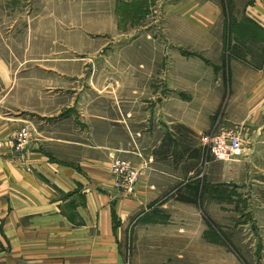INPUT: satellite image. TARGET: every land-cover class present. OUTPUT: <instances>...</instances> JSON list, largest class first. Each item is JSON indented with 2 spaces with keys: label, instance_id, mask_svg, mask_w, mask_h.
Listing matches in <instances>:
<instances>
[{
  "label": "crops",
  "instance_id": "0c3cea01",
  "mask_svg": "<svg viewBox=\"0 0 264 264\" xmlns=\"http://www.w3.org/2000/svg\"><path fill=\"white\" fill-rule=\"evenodd\" d=\"M144 1L107 0V48L123 35L117 20L131 18L134 11L142 16ZM233 1L245 4L244 19L264 32V0ZM151 3L156 14L166 9L169 18H186L176 10L179 0ZM222 3L205 0L198 14L207 24L217 23ZM169 47L174 59L166 60V70L157 60L118 66L107 60V74L94 69L85 77L59 76L55 107L48 104V94L32 95L29 88L24 111L17 113L23 119L0 113V264H125L132 231L185 237L189 233L170 229L205 228L191 220V202L182 199L199 193V187H191L198 164L209 158L218 162L210 139L223 127L238 129L241 156L263 172L256 165H264V68L248 74L244 88H233L228 113L219 112L224 102L220 78L209 76L203 63L192 70L181 49ZM45 79L40 76L39 82ZM24 127L35 132L20 156L13 140ZM114 159L129 162L139 173L133 194L116 185ZM214 188L210 191L217 194ZM255 225L264 229V223ZM203 233L200 240L206 243Z\"/></svg>",
  "mask_w": 264,
  "mask_h": 264
},
{
  "label": "rangeland",
  "instance_id": "374dc122",
  "mask_svg": "<svg viewBox=\"0 0 264 264\" xmlns=\"http://www.w3.org/2000/svg\"><path fill=\"white\" fill-rule=\"evenodd\" d=\"M151 1L143 2L142 16L134 11L123 20L121 15L117 22L123 35L116 37L114 48H107V0H0L1 117L23 119L29 88L32 95L48 94V104L55 107L62 87L59 76L85 77L94 69L104 75L107 60L117 66L120 61L157 60L161 71L166 70V60L174 59L169 45L181 49L180 55L192 61V70L203 63L209 76L220 78L224 102L219 112L228 113L233 88H244L248 74L254 76L264 68L262 27L244 19L246 5L239 7L233 0H223V17L213 24L198 14L205 0H179L176 10L185 19L169 18L166 9L156 14ZM69 60L78 61L77 66ZM40 76L46 81L39 82ZM33 102L38 105L39 99ZM236 159L239 162L209 158L198 164L192 176L191 187H199V193L195 202L191 193L190 218L205 228L170 229L189 233L185 237L132 231L125 245V264H219L220 256L223 264H264V229L255 225L264 223V165H256L263 171L259 172L248 157ZM213 187L217 194L210 191ZM204 231L206 243L200 240ZM188 239L190 246L184 248ZM176 253L181 256L175 258Z\"/></svg>",
  "mask_w": 264,
  "mask_h": 264
},
{
  "label": "built area",
  "instance_id": "2783aa9c",
  "mask_svg": "<svg viewBox=\"0 0 264 264\" xmlns=\"http://www.w3.org/2000/svg\"><path fill=\"white\" fill-rule=\"evenodd\" d=\"M34 130L29 127L22 128L14 137L13 149L17 155H22L25 148L31 142ZM211 152L214 159L218 161H233L243 151V141L238 129L223 127L210 139ZM115 183L128 195L134 193L139 173L122 159H114L111 166Z\"/></svg>",
  "mask_w": 264,
  "mask_h": 264
},
{
  "label": "trees",
  "instance_id": "16d2710c",
  "mask_svg": "<svg viewBox=\"0 0 264 264\" xmlns=\"http://www.w3.org/2000/svg\"><path fill=\"white\" fill-rule=\"evenodd\" d=\"M193 192H194V193H193L194 198H193L192 200L195 202V198H196V196L198 195V190H194ZM181 198H182V197H181ZM182 200H185V201H187V202H189V201L192 202L191 199H189V198H188V199H187V198H186V199H182ZM188 200H189V201H188Z\"/></svg>",
  "mask_w": 264,
  "mask_h": 264
}]
</instances>
